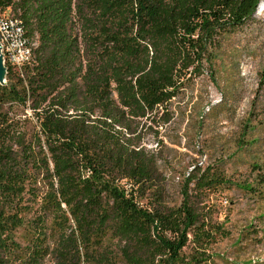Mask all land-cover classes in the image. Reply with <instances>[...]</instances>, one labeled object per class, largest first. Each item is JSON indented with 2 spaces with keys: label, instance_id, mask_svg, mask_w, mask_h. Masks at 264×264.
Instances as JSON below:
<instances>
[{
  "label": "trees",
  "instance_id": "obj_1",
  "mask_svg": "<svg viewBox=\"0 0 264 264\" xmlns=\"http://www.w3.org/2000/svg\"><path fill=\"white\" fill-rule=\"evenodd\" d=\"M261 1L0 0L31 50L21 68L6 63L0 84V264L206 261L223 229L202 198L222 179L190 175L169 206L143 140L171 121L183 78L201 75L218 38ZM30 204L37 214L21 242Z\"/></svg>",
  "mask_w": 264,
  "mask_h": 264
},
{
  "label": "rangeland",
  "instance_id": "obj_2",
  "mask_svg": "<svg viewBox=\"0 0 264 264\" xmlns=\"http://www.w3.org/2000/svg\"><path fill=\"white\" fill-rule=\"evenodd\" d=\"M182 81L166 106L171 121L153 126L159 135L149 131L143 140L158 156L165 203L179 205L187 178L209 169L222 180L203 194L201 207L223 233L207 244L202 264H263L264 0L251 21L218 38L201 75ZM151 194L138 201L145 205ZM28 207L16 232L21 242L37 214L36 204ZM194 249L189 242L183 253Z\"/></svg>",
  "mask_w": 264,
  "mask_h": 264
},
{
  "label": "built area",
  "instance_id": "obj_3",
  "mask_svg": "<svg viewBox=\"0 0 264 264\" xmlns=\"http://www.w3.org/2000/svg\"><path fill=\"white\" fill-rule=\"evenodd\" d=\"M19 24L20 22L11 14L0 16V29L1 27H8L6 39H0L1 55L3 59L14 61L16 67L21 68L28 63L31 50H28L24 44L26 34L19 33Z\"/></svg>",
  "mask_w": 264,
  "mask_h": 264
},
{
  "label": "bare ground",
  "instance_id": "obj_4",
  "mask_svg": "<svg viewBox=\"0 0 264 264\" xmlns=\"http://www.w3.org/2000/svg\"><path fill=\"white\" fill-rule=\"evenodd\" d=\"M261 11V8L259 9L258 13ZM19 33H23V29L21 28V26L19 25ZM8 35V27H1L0 29V39H6V36ZM24 44H26V47L29 49V47L27 46L26 40L24 39ZM4 65L10 64V65H15L14 61H7V59H3Z\"/></svg>",
  "mask_w": 264,
  "mask_h": 264
},
{
  "label": "water",
  "instance_id": "obj_5",
  "mask_svg": "<svg viewBox=\"0 0 264 264\" xmlns=\"http://www.w3.org/2000/svg\"><path fill=\"white\" fill-rule=\"evenodd\" d=\"M6 82V67L3 62V57L1 55V50H0V84H5Z\"/></svg>",
  "mask_w": 264,
  "mask_h": 264
}]
</instances>
